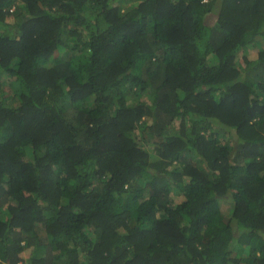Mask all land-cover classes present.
Returning <instances> with one entry per match:
<instances>
[{
	"label": "trees",
	"instance_id": "16d2710c",
	"mask_svg": "<svg viewBox=\"0 0 264 264\" xmlns=\"http://www.w3.org/2000/svg\"><path fill=\"white\" fill-rule=\"evenodd\" d=\"M0 210V264H264V0H0Z\"/></svg>",
	"mask_w": 264,
	"mask_h": 264
},
{
	"label": "rangeland",
	"instance_id": "374dc122",
	"mask_svg": "<svg viewBox=\"0 0 264 264\" xmlns=\"http://www.w3.org/2000/svg\"><path fill=\"white\" fill-rule=\"evenodd\" d=\"M124 6H129V3H128V4L125 3ZM214 19H215V16L210 14V15L207 17V22L210 24V23H212V22L214 21ZM249 53H250V52H249ZM152 158H153V157H152ZM220 204H221V206L224 208V211H225V210L231 205V202L225 200V201H221ZM2 212H3V210H0V213H2ZM28 253H29V251H28V250H25V251L23 252L22 255H24V256L26 257V256L28 255ZM18 264H23V262L21 261V262H19Z\"/></svg>",
	"mask_w": 264,
	"mask_h": 264
}]
</instances>
